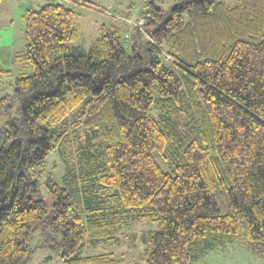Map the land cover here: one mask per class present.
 <instances>
[{"label":"trees","instance_id":"16d2710c","mask_svg":"<svg viewBox=\"0 0 264 264\" xmlns=\"http://www.w3.org/2000/svg\"><path fill=\"white\" fill-rule=\"evenodd\" d=\"M66 1L23 11L15 57L32 71L0 97L16 114L0 124V264L37 248L120 264L76 252L146 218L145 264H194L237 238L264 257V0H143L126 44L103 25L86 49Z\"/></svg>","mask_w":264,"mask_h":264},{"label":"rangeland","instance_id":"374dc122","mask_svg":"<svg viewBox=\"0 0 264 264\" xmlns=\"http://www.w3.org/2000/svg\"><path fill=\"white\" fill-rule=\"evenodd\" d=\"M37 6L48 0H37ZM57 1V0H54ZM174 0H157L158 5L169 7ZM234 3L236 0H224ZM76 12L75 21L78 35L71 45L80 48H88L97 41L100 36V28L105 25L109 29L116 30L126 44L132 27L139 24V13L146 6L143 0H68L65 2ZM35 6V7H37ZM34 8L26 0H3L0 4V97L5 92H13L15 78L26 75L32 71L28 64L17 61L15 55L25 52L27 42L24 31L23 11ZM15 116L14 109L9 115L0 116V124H3L8 116ZM158 162L163 165L161 159L154 152ZM165 169L167 167L163 165ZM46 172L51 173L55 181L60 185L61 175L64 172L62 162L56 154L49 156L45 166ZM42 182V180H41ZM40 197L51 208L53 197L42 183L39 186ZM157 230V223L146 219H134L124 225L117 233L119 242H107L92 244L83 242L76 256H91L107 252L120 259V264H145L148 248L144 239ZM39 231L33 234L29 245L34 248L41 242ZM60 251L37 248L31 255L27 264H65L59 255ZM194 264H264V257H259L254 251L248 250L241 238L233 239L226 246L215 247L207 250L204 256Z\"/></svg>","mask_w":264,"mask_h":264},{"label":"crops","instance_id":"0c3cea01","mask_svg":"<svg viewBox=\"0 0 264 264\" xmlns=\"http://www.w3.org/2000/svg\"><path fill=\"white\" fill-rule=\"evenodd\" d=\"M26 1H29L34 6V8H36L35 6H37L36 4H38L37 0H26ZM37 7H39V5Z\"/></svg>","mask_w":264,"mask_h":264}]
</instances>
